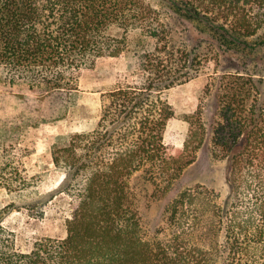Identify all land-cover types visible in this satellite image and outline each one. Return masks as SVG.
Here are the masks:
<instances>
[{"label": "trees", "instance_id": "trees-1", "mask_svg": "<svg viewBox=\"0 0 264 264\" xmlns=\"http://www.w3.org/2000/svg\"><path fill=\"white\" fill-rule=\"evenodd\" d=\"M175 19L197 26L218 62L224 51L253 60L264 44L249 41L264 30V0H0V264H264V66L222 75L211 128L200 108L185 145L168 146L171 89L210 65L206 46L172 42ZM123 52L130 73L102 89L97 123L52 149L72 198L67 236L19 250L4 221L39 184L17 144L23 128L65 118L83 70ZM208 139L228 162V193L198 184L173 195ZM138 172L169 196L164 236L145 232Z\"/></svg>", "mask_w": 264, "mask_h": 264}, {"label": "rangeland", "instance_id": "rangeland-1", "mask_svg": "<svg viewBox=\"0 0 264 264\" xmlns=\"http://www.w3.org/2000/svg\"><path fill=\"white\" fill-rule=\"evenodd\" d=\"M165 14V18L171 21L170 15ZM169 29L172 42L177 47L182 45L193 48L200 45L202 49L206 46L203 61L206 65L210 64L205 73L175 86L170 91L175 115L168 121L164 140L168 146L183 147L191 127L187 119L189 115L196 114L194 120L198 123L199 116L196 112L203 108L204 120L211 128V122L219 109L217 94L222 75L237 69L260 71V67L264 66V44H258L264 40V30L249 39L250 43L259 46L252 55L253 60H247L243 51H224L218 62L214 59L218 49L208 46L209 38L199 32L192 22L177 19L170 22ZM112 31L117 36L122 33L116 27ZM135 37L136 35L131 36L130 33L129 40ZM254 62H258V65ZM1 71L0 67V76ZM125 73H130L125 52L119 56L99 58L94 68L83 70L80 78V97L65 118L23 128L17 144L29 152L24 157V162L29 174L36 176L39 184L37 189L26 192L19 201L22 206L11 211L4 221L5 225L16 233V246L19 250L30 251L35 242L44 237L67 236V219L73 212L72 198L64 190L65 172L59 170L54 163L53 146L55 143L65 144L71 133L82 131L97 123L103 109L102 89L115 83L118 76ZM227 168V160L215 157L212 142L208 139L198 151L196 160L184 170L175 184L173 195L187 187L203 184L219 190L224 198L229 190ZM132 187L145 232L150 236L167 234L169 196L159 195L155 185L141 172L132 179ZM9 198L5 196L6 200Z\"/></svg>", "mask_w": 264, "mask_h": 264}]
</instances>
